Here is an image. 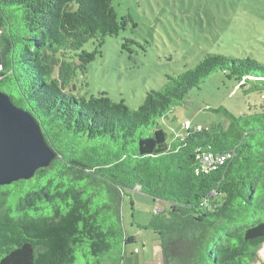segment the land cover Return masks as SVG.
I'll return each mask as SVG.
<instances>
[{
	"label": "trees",
	"instance_id": "1",
	"mask_svg": "<svg viewBox=\"0 0 264 264\" xmlns=\"http://www.w3.org/2000/svg\"><path fill=\"white\" fill-rule=\"evenodd\" d=\"M112 0H0V90L39 121L59 157L34 177L0 186V264H126L127 189L168 203L150 223L165 264H253L264 245V102L169 140L162 119L221 71L264 94V63L207 53L167 75L130 109L106 92L74 90L107 37L125 29ZM93 41V51L83 49ZM132 39L122 48L131 51ZM78 58L79 62L76 63ZM199 126V128L197 127ZM203 153L226 155L205 169Z\"/></svg>",
	"mask_w": 264,
	"mask_h": 264
},
{
	"label": "rangeland",
	"instance_id": "2",
	"mask_svg": "<svg viewBox=\"0 0 264 264\" xmlns=\"http://www.w3.org/2000/svg\"><path fill=\"white\" fill-rule=\"evenodd\" d=\"M112 6L118 19L127 16L125 29L105 39L86 69L75 71L77 95L88 98L103 91L113 101L123 100L136 109L146 91L159 89L167 75L193 67L207 53L249 55L264 63V0H112ZM128 38L135 41L131 51L122 48ZM95 48L92 40L83 47L88 52ZM263 102L264 94L246 93L217 71L191 89L184 102L158 123L171 140L185 133L187 124L227 125L229 119L213 109L223 107L239 116L249 105ZM167 205L136 188L125 191L123 226L135 239L125 246L126 264H165L160 235L150 223ZM259 256L253 264H264V245ZM84 259L79 251L73 264Z\"/></svg>",
	"mask_w": 264,
	"mask_h": 264
},
{
	"label": "water",
	"instance_id": "3",
	"mask_svg": "<svg viewBox=\"0 0 264 264\" xmlns=\"http://www.w3.org/2000/svg\"><path fill=\"white\" fill-rule=\"evenodd\" d=\"M58 157L37 118L0 90V186L30 179Z\"/></svg>",
	"mask_w": 264,
	"mask_h": 264
},
{
	"label": "built area",
	"instance_id": "4",
	"mask_svg": "<svg viewBox=\"0 0 264 264\" xmlns=\"http://www.w3.org/2000/svg\"><path fill=\"white\" fill-rule=\"evenodd\" d=\"M188 126L189 125L187 124L186 127H188ZM197 127L199 128V126H197ZM212 156H213L212 153H203L200 155L201 163L205 167V169H208L210 167H214L215 162L222 163L226 159V157H228L229 155L228 154L217 155L215 159H213ZM135 188L138 190L139 186H136ZM135 251H137V249H135Z\"/></svg>",
	"mask_w": 264,
	"mask_h": 264
}]
</instances>
